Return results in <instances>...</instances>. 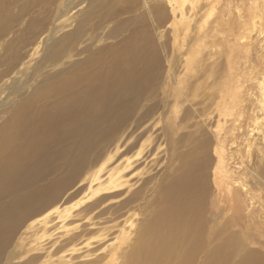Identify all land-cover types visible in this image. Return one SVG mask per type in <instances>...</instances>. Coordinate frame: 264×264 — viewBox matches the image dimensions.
Returning <instances> with one entry per match:
<instances>
[{
	"label": "bare ground",
	"instance_id": "bare-ground-1",
	"mask_svg": "<svg viewBox=\"0 0 264 264\" xmlns=\"http://www.w3.org/2000/svg\"><path fill=\"white\" fill-rule=\"evenodd\" d=\"M12 1L0 0L7 17H0V244L14 243L7 263L172 264L175 254L173 264H264V251L249 246L264 248V68L259 80L254 66L249 75H240L238 63L228 59L213 91L195 88L206 89L207 113L216 114V126L210 138H199L189 151L178 147L185 146L179 108L193 88L188 81L193 78L186 76L203 61L195 39L205 30L220 35L227 25L216 18L217 25L210 19L211 27L191 23L198 17L194 11L205 8L203 0H51L55 16L49 24L45 16L41 26L36 16L26 15L40 5L37 0H22V5L14 0L15 7ZM208 2L207 11L214 14L215 0ZM239 2L241 27L235 28L238 33L234 26L226 30L246 47L256 41L264 53V0ZM16 7L17 13L9 14ZM44 11L42 6L39 12ZM23 21L22 34L39 27L40 35L28 40L29 35H10ZM165 25L173 35L168 48ZM245 74L258 80V106L247 96L255 94L252 87L245 94ZM164 78L172 86L166 95ZM159 90L162 97L155 100ZM171 92L174 107L167 114ZM244 119L261 125L259 161L251 158L254 128ZM142 159L137 183L157 182L134 189L127 172ZM55 174L62 175L63 187L84 178L61 200L55 181H48ZM83 188L81 200L68 206ZM125 191L120 205L132 212L100 227L95 242L79 244L81 219L91 220L111 195ZM148 192L159 193V206L151 211ZM111 235L108 244L95 247ZM65 242L75 243L65 249Z\"/></svg>",
	"mask_w": 264,
	"mask_h": 264
},
{
	"label": "rangeland",
	"instance_id": "rangeland-1",
	"mask_svg": "<svg viewBox=\"0 0 264 264\" xmlns=\"http://www.w3.org/2000/svg\"><path fill=\"white\" fill-rule=\"evenodd\" d=\"M37 1L40 3V5L37 6V8H32V10L29 13H27L26 15L28 17H30V18H33L34 16H36L34 18L37 21H39V25L40 26L43 23L44 17L47 16V17H49V21H48V24H49L51 22L52 18L55 16L56 5L54 3H51V0L48 1L47 3L49 4L48 5L49 10H47L46 6H45V4H47L46 2L44 3L41 0H37ZM43 1H47V0H43ZM203 1L200 2V3L203 6L206 4L205 8L201 9V6H200L194 11V14H196L198 17L196 18V20H193L191 22L193 25H195L196 22L199 21V23H197V25H202L203 23H205V25L207 24L206 25L207 27L208 26L209 27L215 26V25H217V23H215V18H216V22L224 23V26L227 25L225 28L226 29L228 28V30L230 28H232L233 26H234V29L235 28L237 29V28L241 27V25L239 24L240 19H239V16H238L237 12H236V9H235L236 5L238 3H240L239 2L240 0H232L231 6L229 5L231 0L230 1L229 0H215L214 3L216 4V7H215L213 12H215L216 14L215 13L213 14L212 12H211V14H209V12H208L209 9H210L209 2H208L209 0H203ZM12 2L14 4V0ZM19 2L22 5V0L21 1L19 0ZM16 4H17V1L13 5V7H15ZM217 4H219V5H217ZM21 5H20V8H21ZM42 6L45 7L46 11H44L43 13H40L39 10L42 8ZM20 8H19V11H20ZM1 9H2V7H1ZM35 9L37 10V12H35ZM207 9H208V11H207ZM16 10H17V7L13 8V9H10V13L9 14H14L15 15L17 13ZM230 10H231V12H230ZM226 14H227V16H226ZM208 15H209V17H208ZM0 17L4 18L5 20H7L6 14H3L1 12V10H0ZM220 18H223V19L221 20ZM47 19L45 20V23L47 22ZM210 19L214 20L213 24H215V25H213L211 23L212 20H210ZM25 21H27V19ZM24 26H25L24 21L22 23L19 22L16 25V27L12 28V32H11L10 35H29L26 40L32 38L33 35H40L39 33L41 31L39 30V27L38 28L34 27L29 33L22 34V29L24 28ZM131 27H133V26H131ZM226 29H221V30L224 31V33H222L223 35L222 34L215 35L216 37L214 35H208V31L204 29L206 32L205 31L204 32L201 31L198 34L199 36L196 37V39H195V44L197 42H198L197 44H200V45L196 44L195 45L196 48L197 47L199 48V46L202 48V50H200L201 55H200L199 59L202 58L203 61L199 62V64L196 63L194 70H192L186 76L187 80L190 79V78H193V79H190L191 81L190 80H188V81L191 84H193V88L194 89L191 87V91H189V95L190 96L188 95L189 97L185 98V101L183 102V104H181V108H179L180 109L179 110V116L181 117V120L179 119V126H180V128H179V132L180 133L179 134H181V139L183 140L182 144L185 145L184 147H181V146L178 145V147L180 149V152L185 151V150L189 151L193 147L194 142L196 140H198L199 138H201V137L202 138H206L208 136L210 138L211 135H212V131H213L214 127L216 126V123H215L216 122L215 121L216 114L214 113V114H212L210 116L207 113L209 105H210V98L208 97V94L206 93V89L201 88L200 90H196L195 88H198L200 85H204V86H207L208 88L210 87L211 88L210 91H213L214 88H215L214 84L215 85L218 84L219 80L221 79L220 75L221 74L223 75V74L226 73L225 72L226 69H224V68H227L226 65H228L227 64L228 59H231L232 62H234L236 64L238 63V66H239L238 71H240L239 72L240 75H242L244 73L249 75L250 74L249 71L252 69L251 66H254V69L256 71L253 74L254 75L257 74L258 75V79L259 78L262 79L260 72L262 71V68H264L263 67V64H264V53L260 52V48L258 47L259 45L254 40L250 41L251 44H250V42L247 43V44H249L247 47H246L245 43H244V45L242 43L239 44V42L235 41L236 35H230L229 32ZM236 29H235V31H236ZM162 30H163V33H164L163 39L167 42V48H168L170 46V43L173 40L172 28H171V26L169 27L168 25H165V26L162 27ZM236 33H238V32L236 31ZM125 34H128V33L125 32L123 35H125ZM153 35H157V34L153 33ZM230 36H231L232 39L230 38ZM120 37H123V36H120ZM212 37L214 38V40H213ZM157 39H158V37L155 36V40L156 41H157ZM219 41H221V43H223V44H221ZM221 45H222V47H221ZM214 46H215V48H214ZM249 46H251V47H249ZM254 47H255V49H254ZM225 48H226V51H225ZM247 48L249 49L248 51H247ZM240 50L243 52V54H241ZM256 51H258V52H256ZM225 54L228 57H226ZM243 56H247V58H245ZM257 57L260 58V59H258ZM245 59L247 60V62L245 61ZM248 61H250V62H248ZM255 61L258 62V63H256ZM261 61H262L263 64L261 63ZM225 62H226V64H225ZM207 63L211 64V65L209 66ZM249 63H250V65H249ZM203 67H205V68H203ZM248 68H249V70H248ZM179 71H180L181 75H183L185 73L184 70H180L179 69ZM181 72H183V73H181ZM202 72H203V74H201ZM191 74H194V75H191ZM246 74H245V76L243 78L244 79L243 83L245 85V87H244L245 94L247 92L246 87L249 88V89L252 87L250 90H252L253 93H255V94L251 95V93L248 92L247 96L249 97V100H251V102L253 100H255L253 102H256V97L259 95L258 94L259 93L258 80L251 81L250 78L248 77V75H246ZM163 76L164 75H162V78L159 76L156 79V82H162ZM154 87L159 89L158 87H160V85L157 84ZM171 87L172 86L170 85V83L166 80V78H164L163 89L161 88L163 94L166 95V91H168ZM192 90H194V91H192ZM255 90H257V91L254 92ZM172 96H173V92L170 93L169 99H171ZM161 97H162L161 91L160 90L157 91V92L155 91L154 99L155 100H159ZM171 102H172V104L170 103L169 106L166 109L167 110L166 111L167 114H170V110H172L173 107H174L173 98H172ZM248 105H249V108H251L253 106V105L249 104V102H248ZM256 106H258L257 102H256ZM256 109H257L256 112L258 113V115L261 116L259 108L257 107ZM246 117H247V114H246ZM247 120H248V122H247ZM246 122L249 123V125L251 126L250 129L252 127L254 128V130H253V139H252V143H253V148H252L253 151L252 152H253V154L251 155V158H254L253 161H259V159H260V155H259V146H260L259 140H260V136H259V131H257V129L261 128V125L259 123H252L251 120H249V119H246V121L244 119L245 125H246ZM256 124H258V125H256ZM246 147L247 146L243 143L242 146H241V149H242L241 152H242V154L244 156L245 161H248L249 158L247 157L248 154L246 153ZM94 157H95V155L92 156V158H94ZM143 162H144V159L141 160L140 165L136 169H133V171H128L127 172L128 176H131L130 182L131 183H136L134 185L135 186L134 189H137V188H140L142 190L146 189V188L148 189L149 186H153V184H155L157 182V180L155 178V179L152 180L151 183H146V182H142V181H139L137 183V180L139 178H138V176L136 174V171L141 166H143ZM258 165H259L258 163L255 164V167H257ZM212 170H213L212 167H210L209 184H210V191L214 192L215 191V187H214V180H213V176H212ZM158 171H159V169L155 170L153 172V174H156ZM82 176L71 187H63V185H62L63 177H62L61 174H58V175L55 174L53 176L51 175L48 181H55L54 183L56 184V187H57V194H58V196H59V198L61 200L62 199L64 200L65 197H67V196H69V194H71L73 189H76L75 186H77L78 183L81 182L82 178H84V176L83 177ZM162 181H164V180H162ZM33 185H34V181H31V184H30V186L28 188V190L31 191L32 193H33ZM36 185H38V181H37ZM59 187H60V189L58 190ZM84 190L85 189L83 188L82 191L76 197H74L72 200L66 202V204H68V206H72L73 204L78 203L81 200L80 198H82V196L85 194ZM44 194H46V193H44ZM158 195H159L158 192H154V193L148 192V197H152V201L149 203L150 211L155 209V208H158V206H159V201H158V197L159 196ZM124 196H126V191L124 193L120 194V195H115V194L111 195L110 198L105 201V203H104L105 205L103 204V205L99 206L100 208L98 207L97 210L95 209L93 211V214L91 215V217H92L91 220H89V219L88 220L81 219L79 224L82 227L81 230H83V233H82L81 239L77 241L79 244L82 243V242L84 244V242L87 241V240L95 242L97 240L96 239V234H97L98 229L100 227L113 225V224H116V222H121L126 217V215H125L126 212H129V213L132 212V209H128V208L122 209L125 204L120 205V203L122 202L121 200L124 198ZM42 199H44V197L40 198V199H38L36 197V199L34 201H41ZM131 206H133V205H131ZM116 207L121 208V210H117ZM24 216L26 218L27 214H25ZM78 219H80V217H76L74 220L76 221ZM223 222H225V221H223ZM91 223H94V226H91ZM251 232L255 233L254 230H251ZM107 240H109V241H103L101 243H97V245L95 247H104L106 244H108L112 240V235ZM73 243H75V242H67V243L65 242V244H64V246H66L65 249L70 248L71 245H73ZM13 244L8 245L6 243V240L3 241V244H0V260L2 259V262L4 264H10V261L7 263V259H8V253L10 252V250L14 246ZM249 246H250V248H260V249H262V251H264V248L262 246H260L258 243H249ZM83 250H85V249H83ZM179 251H180V249L177 250L176 254ZM82 252H84V251H82ZM76 255L78 256L77 253H76ZM170 261H171L172 264H173V262H175V254H174L173 258ZM13 262L15 263V260H13ZM22 263H23V261L21 263H19V264H22ZM84 263L85 262L78 261V259H75L73 261V264H84Z\"/></svg>",
	"mask_w": 264,
	"mask_h": 264
}]
</instances>
